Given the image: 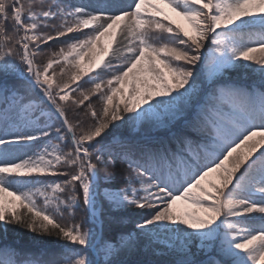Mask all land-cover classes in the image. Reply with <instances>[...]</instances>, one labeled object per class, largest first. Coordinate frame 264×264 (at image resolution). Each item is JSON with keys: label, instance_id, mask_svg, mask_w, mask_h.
<instances>
[{"label": "snow or ice", "instance_id": "6c2138e0", "mask_svg": "<svg viewBox=\"0 0 264 264\" xmlns=\"http://www.w3.org/2000/svg\"><path fill=\"white\" fill-rule=\"evenodd\" d=\"M0 264H264V0H0Z\"/></svg>", "mask_w": 264, "mask_h": 264}, {"label": "trees", "instance_id": "16d2710c", "mask_svg": "<svg viewBox=\"0 0 264 264\" xmlns=\"http://www.w3.org/2000/svg\"><path fill=\"white\" fill-rule=\"evenodd\" d=\"M77 2L79 1V0H76ZM171 14V13H170ZM118 167H119V165H118ZM12 235H19V236H23V237H27V236H29L30 234L29 233H27L25 230H23V229H19V230H17V232L16 233H12ZM45 239H53V238H45Z\"/></svg>", "mask_w": 264, "mask_h": 264}, {"label": "rangeland", "instance_id": "374dc122", "mask_svg": "<svg viewBox=\"0 0 264 264\" xmlns=\"http://www.w3.org/2000/svg\"><path fill=\"white\" fill-rule=\"evenodd\" d=\"M76 2H77V1H76ZM78 2H79V1H78ZM55 70H56L57 72H59V69H58V68H56ZM50 71H51V70H50ZM117 186H119V185H117Z\"/></svg>", "mask_w": 264, "mask_h": 264}]
</instances>
